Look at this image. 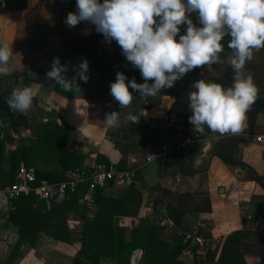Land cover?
Returning <instances> with one entry per match:
<instances>
[{"label":"crops","instance_id":"0c3cea01","mask_svg":"<svg viewBox=\"0 0 264 264\" xmlns=\"http://www.w3.org/2000/svg\"><path fill=\"white\" fill-rule=\"evenodd\" d=\"M60 1L25 0V8L8 12L5 0H1L0 129L4 156L28 140L36 141L39 126L51 124L52 129L70 132L72 140L66 144L72 152L85 155L87 172L103 166L97 162L101 154L115 169L135 167L138 184L114 182L102 188V207L94 200L91 189L70 212L49 207L44 220L38 222H31L23 212L13 216L14 204L0 194V264H73L75 258L87 264H117L109 258L93 257L95 260L89 256L95 235L111 227L106 225L107 217L112 219V231L119 230L126 241H131L142 219L150 221L149 227L153 223L160 226L168 220L173 223L174 214L185 216V223L195 222L197 232L218 246L216 252L201 246L196 252L187 249L177 258L181 264H222V255L233 262L235 258L230 255L238 251L237 247L229 249V256L222 253L228 237L256 231L260 238L264 233V181L245 180L247 167L264 177V145L256 140L264 135V116L257 121L259 129L255 128L262 133L240 132V116L247 99L264 98V21L246 24L249 15L264 12V0H238L233 8L219 0H174V29L159 40L162 22L152 15L138 19L133 27L146 38H136L129 19L139 15L146 4L160 0H68L66 14L58 5ZM196 8L201 13H196ZM191 23L203 37H211L217 28L235 23L238 41L244 46L233 55L214 57V61L238 69L234 87L244 94L242 100L230 89L213 97L211 84L187 82V97L209 108L205 120L193 127L188 122L191 115L173 112L176 98L164 94L160 83L169 79L162 73L172 68V48L177 44L179 30ZM94 32L104 35L108 43H115V37H119L129 66L154 75L151 83L155 98L151 103L145 98L139 100L147 77L126 70L123 64L99 73L100 63L92 59L85 82L76 81L75 53L65 42L75 34ZM213 63L197 67L196 78H220L224 67L213 70ZM164 114L172 116L180 130L189 132L190 143L185 153L167 166L147 164L145 150L149 144L143 145L145 139L132 125L136 120L147 130L148 137H160ZM33 169L67 178L70 173L58 163L41 159L35 161ZM6 170L4 164L3 171ZM159 206L167 212L159 211ZM149 209L154 215L148 214ZM98 217L100 223L95 220ZM177 227L173 223L160 238L178 245L181 240ZM83 234H87L88 242L85 253ZM251 243L234 254L247 264H257L264 253V243L258 242L255 234L251 235ZM142 261L143 251L136 250L131 264Z\"/></svg>","mask_w":264,"mask_h":264},{"label":"trees","instance_id":"16d2710c","mask_svg":"<svg viewBox=\"0 0 264 264\" xmlns=\"http://www.w3.org/2000/svg\"><path fill=\"white\" fill-rule=\"evenodd\" d=\"M219 1L227 8H233L238 0ZM193 2H195V0H193ZM68 3V0H61L58 3L59 7L65 14L68 10L66 6ZM25 7V0H5V10L8 12ZM195 10L196 13H201L199 8H196ZM148 15H152L153 18H156L164 24V29L157 36V39L159 40L165 32L174 29L172 24L175 23L176 19L175 1L160 0L155 3H148L146 4L145 9L140 12L139 15L132 16L129 19V25L132 28L131 33L136 38L146 37L144 34L139 33L135 27H133V23L138 21V19L147 17ZM259 19L264 21L263 11L249 15L246 24L256 23ZM238 37L239 31L235 23L217 28L211 37L201 36L196 26L192 23L189 27H181L179 30L177 44L172 48V68L170 71H163L162 74L165 73L169 75V79L179 78L184 74L196 73L197 67L201 68L202 66H207V64L213 63L214 57L216 55L226 57L228 55H233L234 53L240 52L243 50L244 46L238 41ZM106 40L109 39H106L102 34L94 32L75 34L70 40L65 42V44L70 46L75 53L78 72L76 81L85 82L84 78L87 72L90 70V62L92 59H95L100 63L98 68L99 73L111 71L118 64H123L124 67L126 66V70L133 73H144L141 72L140 69L129 66L127 60L125 59L119 37H115V43H108ZM222 67H224V70L222 71V76L220 78L213 77L214 79L211 80L196 78L190 80L188 85L197 81L202 84H211L214 92L213 97L225 94L224 89H230L234 92L239 100H242L244 94L240 95V89L238 87H234L239 76L238 69L231 65L214 61L213 70H218ZM143 75L147 77V82L145 88L139 93V100L145 98L147 103H151L155 98L153 85L151 83V80L154 79V75L150 73H144ZM73 82H69L67 84L71 85ZM160 83L162 85L164 94L168 96H174L176 98V103L173 108L174 113L187 115L188 117L192 114H196L198 119L202 122L205 120V115H209V108L207 109L201 101L194 102L193 98L187 97L189 89L180 92L175 86L164 82ZM92 98L93 97H91L90 100H92ZM261 116H264V98L249 97L247 99L246 107L240 116V132L247 135L262 133V130H255V128H258L257 121ZM51 126V124L40 125L39 136L36 141L28 140L25 142L26 144H24V146L18 147L8 156H4V141L1 138L2 130L0 129L1 187H8L16 181L17 170L22 164H25L29 168H34L35 161L38 159L58 163L64 168V170L68 172H74L77 170L86 171L84 166L85 155L75 151L72 152L69 149V145L66 144L67 140L70 142L72 140L70 132L59 127L56 128L57 130L52 129ZM132 128L136 130V133L145 139L143 142L144 146L149 144L148 147H150L160 142V137H148L146 134L147 130L139 125L136 120L132 125ZM223 159L229 162L225 157H223ZM97 162L100 165L106 166L107 168H113L108 160H104V158H102L101 154L98 155ZM229 163L232 164L231 162ZM4 164L7 166L6 171H3ZM234 165L238 166L239 164L234 163ZM247 168L245 180L254 181L257 183H262L264 181V177L258 175L253 168ZM129 170H135V167H131ZM35 171L38 181L46 179L52 184L59 185L67 180L65 175L45 173L38 170ZM87 175L89 177L90 173L87 172ZM112 183L114 182L109 183L108 186ZM91 189L93 190L94 200L102 207L105 204V199L101 198L103 189L100 187L93 188L91 180L87 178L85 181H82L75 186L69 185L64 193V199L59 198L58 192L56 193L55 198L50 202L42 200L35 194L29 197L16 199L12 202L15 207L14 210L16 211L14 212L13 216L23 212V214H25L31 222H33L35 219H37L35 222H38L44 220V217H46L44 212H49V207L53 211H62L65 213L70 212L72 208L78 204L80 198L84 197ZM156 213L159 215L158 212ZM184 219L185 216L174 214L172 215L171 220L176 226L185 232L194 231L196 229V223H185ZM95 220H98L99 223L101 222L100 217ZM106 221V225H110L111 227L106 229V233H103L102 235H95V240L93 241L94 249L92 248V251H90L92 256L89 255L92 259L109 258V260L112 259L117 264H131L132 254L136 250H142L143 261L141 264H181L177 258L183 253V251L190 249V244L185 243L183 239H180V243L176 246H172L161 239L160 234L166 231L165 224L158 226L157 224L153 223L149 227L148 223H150V221H147V219H142L140 225L134 230L132 240L126 241L124 235L119 230L112 231L111 217H107ZM252 234L256 235L258 242L264 243V233H261L260 238L256 231L238 233L228 237L227 243L222 249V253L225 254L226 252V254L229 256V249L232 250L233 247H237L238 251H234V253L238 254V252H240L244 246L252 244ZM22 236L25 237V229L23 228ZM82 240V252L85 253L87 252V250L85 251V248L88 246L87 234H83ZM198 248L199 246H195L191 250L196 252ZM103 251L104 255H102ZM234 253L230 255L231 258H235V260L233 259V262L227 261L223 255L219 258L220 262H222V264H247L245 260H239L236 258ZM73 264L87 263L79 258H75ZM257 264H264V253Z\"/></svg>","mask_w":264,"mask_h":264},{"label":"built area","instance_id":"2783aa9c","mask_svg":"<svg viewBox=\"0 0 264 264\" xmlns=\"http://www.w3.org/2000/svg\"><path fill=\"white\" fill-rule=\"evenodd\" d=\"M186 11L191 12L189 9H186ZM163 121L164 127L160 142L145 150V162L147 164L159 163L161 166H167L175 158L184 154L190 143L189 132L180 130L172 116L164 114ZM188 122L191 127L201 124V120L198 119L196 114L191 115ZM256 140L259 144L264 145V135L257 136ZM87 178L91 180L93 188H105L111 182L122 183L127 186H137L138 184V172L136 170H119L107 168L106 166H96L89 177L86 171L77 170L70 172L66 181L56 185L46 179L38 181L35 169L22 164L17 170L16 181L8 187L0 186V194L5 195L11 202L33 194L46 202H50L55 198L57 192L59 198L64 199V193L69 185L75 186ZM148 214L154 215V211L149 209ZM165 225L166 232L173 227L170 220ZM177 234L179 239H183L185 243L190 244L188 251H191L195 246L207 247L212 252L217 251V243L199 234L196 229L192 232H185L177 227Z\"/></svg>","mask_w":264,"mask_h":264},{"label":"water","instance_id":"95a60500","mask_svg":"<svg viewBox=\"0 0 264 264\" xmlns=\"http://www.w3.org/2000/svg\"><path fill=\"white\" fill-rule=\"evenodd\" d=\"M0 6H2V2L0 0ZM199 75L196 73H188L182 75L179 79H163L162 82L176 86L179 91L183 92L185 90V86L187 82L193 78L198 77ZM159 211L165 210L167 212V209H163L162 206L158 207ZM163 212V211H162Z\"/></svg>","mask_w":264,"mask_h":264}]
</instances>
